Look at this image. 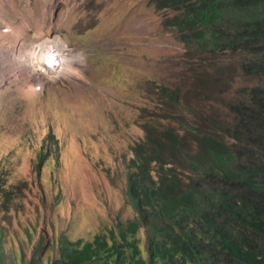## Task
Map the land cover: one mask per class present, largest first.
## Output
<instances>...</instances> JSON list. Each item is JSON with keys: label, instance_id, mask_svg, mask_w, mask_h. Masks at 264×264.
<instances>
[{"label": "rangeland", "instance_id": "obj_1", "mask_svg": "<svg viewBox=\"0 0 264 264\" xmlns=\"http://www.w3.org/2000/svg\"><path fill=\"white\" fill-rule=\"evenodd\" d=\"M171 15L156 12L152 0H0V165L8 166L9 183L29 185L21 203L0 215L7 245L26 243L27 232L51 247L61 234L87 241L133 216L124 170L142 136L139 107L159 103L152 81L184 92L199 70L226 79L227 95L255 83L229 53L189 52L164 25ZM57 42L67 54L59 71L47 59L52 51L32 64L38 45ZM49 130L58 163L45 162L37 179L33 166ZM47 248L43 262L53 255Z\"/></svg>", "mask_w": 264, "mask_h": 264}, {"label": "trees", "instance_id": "obj_2", "mask_svg": "<svg viewBox=\"0 0 264 264\" xmlns=\"http://www.w3.org/2000/svg\"><path fill=\"white\" fill-rule=\"evenodd\" d=\"M189 52L229 53L252 86L225 94L223 80L193 72L184 92L152 81L154 107H139L142 136L130 145L124 178L134 214L116 218L83 241L39 236L7 245L0 227V264H264V0H152ZM201 61V60H200ZM49 130L33 172L58 163ZM0 165V215L29 190L9 183ZM39 181V187H41ZM28 244H31L27 255ZM50 247L53 255L43 262Z\"/></svg>", "mask_w": 264, "mask_h": 264}, {"label": "bare ground", "instance_id": "obj_3", "mask_svg": "<svg viewBox=\"0 0 264 264\" xmlns=\"http://www.w3.org/2000/svg\"><path fill=\"white\" fill-rule=\"evenodd\" d=\"M45 46V45H44ZM42 44L37 46V49H35L34 51H32L31 53V62L34 66H39L40 64V57H43L44 53H48L49 51H52L53 53H49V55L47 56L48 61H52L53 63V67L57 66L58 68L54 67L53 71H59L61 67H63L62 65L67 61L66 60V56L67 54H64L62 52V49L64 48V46L62 44L59 45V43H55L50 45L49 47H47L45 49ZM61 50H60V48ZM55 48V49H52ZM45 56V55H44ZM45 59V57L43 58ZM59 60V61H58ZM58 62V63H57Z\"/></svg>", "mask_w": 264, "mask_h": 264}, {"label": "built area", "instance_id": "obj_4", "mask_svg": "<svg viewBox=\"0 0 264 264\" xmlns=\"http://www.w3.org/2000/svg\"><path fill=\"white\" fill-rule=\"evenodd\" d=\"M47 67H50V65L48 64Z\"/></svg>", "mask_w": 264, "mask_h": 264}]
</instances>
